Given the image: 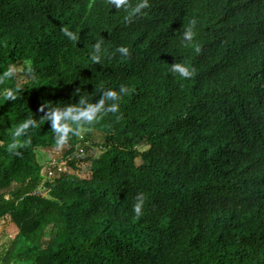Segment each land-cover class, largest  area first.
Masks as SVG:
<instances>
[{"label":"trees","instance_id":"1","mask_svg":"<svg viewBox=\"0 0 264 264\" xmlns=\"http://www.w3.org/2000/svg\"><path fill=\"white\" fill-rule=\"evenodd\" d=\"M149 2L129 18L108 0H0V74L30 65L36 76L0 84V223L11 219L24 240L8 261L264 264V0ZM97 41L108 50L102 64L90 59ZM175 62L194 76L173 73ZM101 85L128 88L120 112L44 166L38 149H57L41 104L76 103L78 87ZM5 88L16 89L15 101ZM28 118L39 126L10 152L12 131ZM88 143L103 154L90 155ZM64 161L70 169H60Z\"/></svg>","mask_w":264,"mask_h":264},{"label":"clouds","instance_id":"2","mask_svg":"<svg viewBox=\"0 0 264 264\" xmlns=\"http://www.w3.org/2000/svg\"><path fill=\"white\" fill-rule=\"evenodd\" d=\"M110 7H115L117 11L125 10L128 12L129 18L135 15H143L144 10L150 7L149 0H138L133 6L129 0H108ZM195 21L183 31V40L185 46H190L194 40L196 33L194 32ZM61 32L70 41L78 42L80 40L79 34L71 31L68 27H61ZM103 41H97L91 50L90 59L95 64H102L103 58L108 54V50L102 47ZM196 52L200 49L197 46ZM122 57L130 55L128 47L120 46L115 49ZM171 71L178 74L181 78L190 79L194 76V70L185 63L175 62L172 64ZM21 73L27 79H36L34 70L31 66H25L23 69L16 65H10L2 74H0V84L8 80H17ZM128 88L120 86L119 91L111 88L105 89L104 86H95V90L91 93L82 91V87L75 90L74 96H78L79 100L76 103H69L61 107L58 103H49L44 101L41 104L40 111L47 112L41 118L51 122V130L55 139V147L57 150L63 149L67 146L73 137L83 138V134L90 126L101 120L107 114H117L120 112V101L123 95L127 94ZM100 95L101 98L95 102H89L90 99ZM2 96L7 100L15 101L17 99L16 89L5 88ZM39 126L37 119L28 118L21 122L11 133L12 142L8 145L10 152H15L19 147L17 138L22 137L28 133V130L35 129ZM145 198L142 195H137L136 203L133 205V212L136 218H140L144 214Z\"/></svg>","mask_w":264,"mask_h":264},{"label":"rangeland","instance_id":"3","mask_svg":"<svg viewBox=\"0 0 264 264\" xmlns=\"http://www.w3.org/2000/svg\"><path fill=\"white\" fill-rule=\"evenodd\" d=\"M19 68L23 69V66H19ZM86 133V132H85ZM85 133L83 135H85ZM91 140L93 142L102 143L103 135L99 131H94L92 134ZM89 146L88 153L95 157H100L103 154L102 148L98 146H94L92 144H87ZM145 149V148H142ZM68 149L65 148L61 150H50V149H38V157L39 161L44 166L49 165H57V161L62 157L63 153H65ZM142 161L139 159L138 163L140 164ZM60 169L68 170L70 166L67 161L60 162ZM79 172L82 176L88 174L90 172V163L82 162L78 164ZM72 170V169H71ZM47 194V193H46ZM24 244V240L21 237L20 231L17 226L8 219L2 223H0V264H15V260H9L10 256L14 253L19 254L21 250V246ZM24 256L25 253H22Z\"/></svg>","mask_w":264,"mask_h":264},{"label":"built area","instance_id":"4","mask_svg":"<svg viewBox=\"0 0 264 264\" xmlns=\"http://www.w3.org/2000/svg\"><path fill=\"white\" fill-rule=\"evenodd\" d=\"M52 174V173H51Z\"/></svg>","mask_w":264,"mask_h":264}]
</instances>
